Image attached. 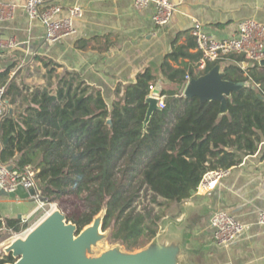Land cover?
<instances>
[{
  "label": "trees",
  "instance_id": "obj_1",
  "mask_svg": "<svg viewBox=\"0 0 264 264\" xmlns=\"http://www.w3.org/2000/svg\"><path fill=\"white\" fill-rule=\"evenodd\" d=\"M180 55L190 54L175 45L162 65L178 89L162 90L165 107L155 110L146 127V100L156 79L150 69L125 87L123 101L111 110L101 92L77 82L72 73L57 75L55 64L46 63L47 86L28 94L10 78V68L0 72L8 103L19 96L27 101L25 108L0 121V162L36 169L45 201L71 193L81 196L84 210L73 220L79 230L105 209L103 229L111 231L112 240L129 250L145 247L157 235L170 204L191 198L208 172L228 170L243 155L255 154L264 136V66L225 65L226 79L248 85L232 94L228 112L221 114L219 101L181 94L179 88L188 74L194 76V69H174L169 60ZM232 58L246 62L241 56ZM216 64L210 63L207 71ZM143 188L154 202L164 199L161 213L137 209ZM27 227L17 215L0 212V241L6 232L16 234ZM15 260L0 253V264Z\"/></svg>",
  "mask_w": 264,
  "mask_h": 264
},
{
  "label": "crops",
  "instance_id": "obj_2",
  "mask_svg": "<svg viewBox=\"0 0 264 264\" xmlns=\"http://www.w3.org/2000/svg\"><path fill=\"white\" fill-rule=\"evenodd\" d=\"M0 1L5 5L4 18L0 19V72L10 68V78L28 94L47 86L46 63L55 64L57 75L72 73L77 82L101 92L110 110L123 101L125 87L147 69L156 78L150 96L161 94L164 88L178 89L162 68L175 45L192 56L170 59V65L174 69L193 68L196 75L200 56L197 60L194 56L201 54L191 35L195 21L218 40L233 36L245 19L264 23V0H171L177 10L164 26L155 24L153 5L139 6L136 0H46L61 5L64 14L74 6L84 10L75 22L76 34L48 44L42 22L25 10L26 0ZM11 5L16 6L12 18ZM231 62L243 68L249 64L233 58ZM54 81L58 84V77ZM186 85L187 80L179 88L182 95ZM26 105L19 96L9 109L17 113ZM32 200L0 196L2 205L27 206ZM219 209L228 210L246 225L244 233L228 246L218 245L213 237L211 215ZM263 212L264 136L257 152L243 155L241 163L230 168L214 189L201 188L184 202L170 204L160 228L167 227L170 237L186 242V264H264V224L259 221Z\"/></svg>",
  "mask_w": 264,
  "mask_h": 264
},
{
  "label": "water",
  "instance_id": "obj_3",
  "mask_svg": "<svg viewBox=\"0 0 264 264\" xmlns=\"http://www.w3.org/2000/svg\"><path fill=\"white\" fill-rule=\"evenodd\" d=\"M259 64L264 66V59ZM223 69L217 63L206 73L193 76L185 87L184 96L198 97L202 102L219 101L220 113L228 112V99L234 92L246 87L247 83L226 79ZM146 102L149 106L145 127L155 110L160 108V100L155 96H149ZM9 112L12 114L11 109ZM108 122L111 123V120ZM38 194L39 187L27 190L22 185L11 192L0 191V196L21 200L35 198ZM39 198L45 200L41 195ZM104 216L105 209L89 225L79 230L75 222L69 221L60 209H55L24 237L16 238L5 248V254H11L16 259L6 264H186V242L170 237L167 227L159 228L157 235L140 250L128 251L118 245L97 254L95 248L110 235L108 230L103 229Z\"/></svg>",
  "mask_w": 264,
  "mask_h": 264
},
{
  "label": "built area",
  "instance_id": "obj_4",
  "mask_svg": "<svg viewBox=\"0 0 264 264\" xmlns=\"http://www.w3.org/2000/svg\"><path fill=\"white\" fill-rule=\"evenodd\" d=\"M139 6H154L153 20L158 26L167 25L173 18L177 7L171 0H136ZM15 5H11V15ZM24 8L33 19H39L45 28V39L48 44H55L65 37L77 33L76 20L83 16L84 10L80 6L69 8L68 13H63V7L59 4H48L46 0H26ZM5 5L0 1V19L4 18ZM191 35L195 39L196 48L201 56L197 62L196 77L207 72L210 63L228 64L233 56H244L247 61L259 62L264 59V23L253 19H245L239 23L238 31L231 37L218 40L203 29L200 21H195L191 28ZM14 41L11 42V45ZM193 76L187 75V83ZM154 85H150V90ZM152 96L159 98V107H165L164 95L154 93ZM9 103L6 100V87H0V121L9 113ZM0 144H2L0 139ZM228 170L220 169L208 172L201 181L199 189H214L219 180L228 173ZM37 170L30 164L16 169L9 163L0 162V191L11 192L22 185L27 190L38 188ZM38 194L36 199L40 200ZM34 199V198H33ZM42 204L45 200H40ZM50 214V213H49ZM48 214V215H49ZM260 223L264 224V212L260 214ZM211 227L214 231V239L220 246H228L246 230V225L239 221L228 210L219 209L211 215ZM28 228L20 233L25 236Z\"/></svg>",
  "mask_w": 264,
  "mask_h": 264
},
{
  "label": "rangeland",
  "instance_id": "obj_5",
  "mask_svg": "<svg viewBox=\"0 0 264 264\" xmlns=\"http://www.w3.org/2000/svg\"><path fill=\"white\" fill-rule=\"evenodd\" d=\"M249 62L250 64H253L252 61ZM37 77H39V75ZM163 202L164 199L162 197H159L157 199V202H154L152 194L147 190L145 191V189L143 188L141 196L136 202V206L138 210H144V208H153L154 213H161L165 209L164 204H161ZM55 209H60L66 215L69 221H73L75 219H78L79 215L84 210V201L82 200L81 196L71 193L68 195H64L60 198H56L53 201H46L44 202V204H42L41 201L36 198H34L30 203H28L27 206H17L13 205L12 203L8 205L0 204V212L3 215L9 213L13 216L17 215L19 218L22 219V221H24V223L27 224L28 227L26 228V230L30 227L32 228L34 226H37L49 213H51ZM165 210L167 211V209ZM108 231L111 234V231ZM18 237L24 236H19L18 234L11 232H6L0 241V253H3L5 248ZM118 245L128 251H137L141 249L139 247H135L134 249L129 250L121 241L112 240L109 235L108 238L102 240L98 244V246L95 248V252L99 254L105 250H108Z\"/></svg>",
  "mask_w": 264,
  "mask_h": 264
},
{
  "label": "bare ground",
  "instance_id": "obj_6",
  "mask_svg": "<svg viewBox=\"0 0 264 264\" xmlns=\"http://www.w3.org/2000/svg\"><path fill=\"white\" fill-rule=\"evenodd\" d=\"M55 207V206H54ZM52 208H53V206H52ZM53 210V209H52Z\"/></svg>",
  "mask_w": 264,
  "mask_h": 264
}]
</instances>
